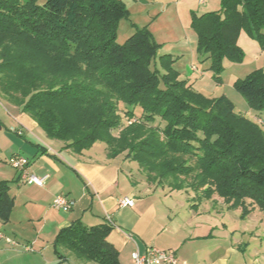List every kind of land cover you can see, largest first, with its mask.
I'll use <instances>...</instances> for the list:
<instances>
[{
	"label": "trees",
	"instance_id": "1",
	"mask_svg": "<svg viewBox=\"0 0 264 264\" xmlns=\"http://www.w3.org/2000/svg\"><path fill=\"white\" fill-rule=\"evenodd\" d=\"M127 18L120 0H0V96L75 154L103 143L108 158L137 163L149 184L203 189L205 199L241 208V218L253 203L264 208V122L239 114L225 98L202 97L168 56L160 57L165 73L154 68L160 46L147 28L119 45ZM192 28L219 78L225 59L243 61L242 32L264 50V0H222L217 12L193 13ZM235 87L252 110L264 111L262 69ZM122 109L140 119L114 135ZM14 206L10 182L0 181L2 221ZM113 228L74 222L53 243L59 261L71 253L120 264L108 241Z\"/></svg>",
	"mask_w": 264,
	"mask_h": 264
},
{
	"label": "crops",
	"instance_id": "2",
	"mask_svg": "<svg viewBox=\"0 0 264 264\" xmlns=\"http://www.w3.org/2000/svg\"><path fill=\"white\" fill-rule=\"evenodd\" d=\"M14 123L23 130L17 134L23 139L21 152L28 155L14 152L11 163L24 157L29 160L27 173L47 176L44 187L27 182L18 170L17 179L8 180L14 210L20 204L24 219L35 231L24 235L30 246L26 251L37 248L42 264L60 263L53 243L61 230L77 221L87 227L111 224L114 228L108 241L118 251L120 264H133V251L139 249L143 254L149 247L172 251L179 264H261L239 253L235 244L203 245L205 235L199 227L205 224V215L211 216L214 205L208 208L202 203L182 212V204L169 198L173 193L158 196L156 186L123 155L110 159L107 147L96 148L97 144L75 154L62 142L49 139L34 120L16 119ZM60 195L75 202L70 212L53 207ZM124 198L133 199L134 206L121 207ZM66 256L68 259V253Z\"/></svg>",
	"mask_w": 264,
	"mask_h": 264
},
{
	"label": "rangeland",
	"instance_id": "3",
	"mask_svg": "<svg viewBox=\"0 0 264 264\" xmlns=\"http://www.w3.org/2000/svg\"><path fill=\"white\" fill-rule=\"evenodd\" d=\"M128 10V18L120 22L117 30V43L123 45L138 29L147 28L152 35L153 41L160 46L158 59L153 65L161 73L165 70L160 57L168 56L172 61V67L180 74L181 80H186L193 85V89L205 99L225 98L230 101L236 112L246 118L262 124L264 111L252 110L245 98L237 91L235 83L245 79L256 70L264 71V50L257 42L252 40L245 32L239 38V46L244 52L242 62L224 60V70L217 78V74L211 69V61L206 60L198 49V36L192 28V14L202 15L217 12L221 9L222 0H120ZM197 71L191 72L192 68ZM123 107V105H122ZM127 110H121L120 117L122 126L113 131L114 135L139 119H129ZM24 113H17L0 96V181L17 179V170L13 168V153L28 155L21 152L22 137L17 133L23 132L17 125L16 119L30 118ZM22 116V117H21ZM141 116V115H140ZM15 120V121H14ZM33 120V119H31ZM264 130V124L261 125ZM160 128L164 127L161 122ZM106 145L97 143L96 148ZM20 151V152H19ZM135 168L138 164L131 161ZM187 183L190 178L185 179ZM205 189V188H204ZM203 190V189H202ZM202 190L194 191L184 187L182 190H170L167 186H156L157 195L167 196L173 193L172 202L182 204L184 208L200 206L202 203L212 207L211 216L205 215V224L199 229L205 235L203 245L219 243L229 246L235 244L238 252L246 258H251L264 264V208L257 203L250 206L251 212L246 218H241L242 209L231 207L218 196L208 200L203 197ZM15 192H13L14 195ZM168 199L166 202H171ZM250 200L247 203L250 204ZM193 209V208H192ZM204 209H206L204 207ZM14 210V209H13ZM24 210L19 204L12 211L10 220L4 222L0 219V264H42L38 256L40 252L33 249L26 251L30 246L26 244L24 235L32 234L34 229L24 219ZM29 230V231H28ZM28 231V232H25ZM35 232V231H34ZM11 241L8 243V239ZM35 251V252H34ZM66 262L58 264H95L80 261L71 253ZM75 260H78L77 262ZM184 264V262H180Z\"/></svg>",
	"mask_w": 264,
	"mask_h": 264
},
{
	"label": "built area",
	"instance_id": "4",
	"mask_svg": "<svg viewBox=\"0 0 264 264\" xmlns=\"http://www.w3.org/2000/svg\"><path fill=\"white\" fill-rule=\"evenodd\" d=\"M192 70L197 71L194 67ZM12 165L16 170L23 174V177L27 182L35 184L38 187H44L47 176L39 177L35 174H29L26 172L29 166L28 159L19 157L13 161ZM74 205L75 202L64 195L57 196L53 201V207L63 212H70ZM120 206L133 207L134 200L131 198H124L120 200ZM8 241L11 242L10 240ZM132 261L133 264H179L175 253L172 251L160 250L156 247L147 248L143 254L139 251V249H136L132 253Z\"/></svg>",
	"mask_w": 264,
	"mask_h": 264
}]
</instances>
